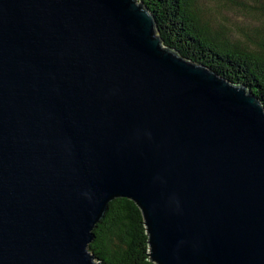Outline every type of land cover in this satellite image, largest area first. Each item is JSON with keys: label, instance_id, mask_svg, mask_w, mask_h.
Masks as SVG:
<instances>
[{"label": "water", "instance_id": "water-1", "mask_svg": "<svg viewBox=\"0 0 264 264\" xmlns=\"http://www.w3.org/2000/svg\"><path fill=\"white\" fill-rule=\"evenodd\" d=\"M154 264H264V107L164 46L142 0H0V264H103L109 202Z\"/></svg>", "mask_w": 264, "mask_h": 264}, {"label": "trees", "instance_id": "trees-1", "mask_svg": "<svg viewBox=\"0 0 264 264\" xmlns=\"http://www.w3.org/2000/svg\"><path fill=\"white\" fill-rule=\"evenodd\" d=\"M142 2L154 16L165 47L234 85L245 86L264 107V0H212L223 19L217 23L207 17L198 0ZM225 13L239 14L249 25L236 22L232 30L224 24L229 20ZM144 222L136 203L112 200L93 231L91 252L103 264H154Z\"/></svg>", "mask_w": 264, "mask_h": 264}, {"label": "rangeland", "instance_id": "rangeland-1", "mask_svg": "<svg viewBox=\"0 0 264 264\" xmlns=\"http://www.w3.org/2000/svg\"><path fill=\"white\" fill-rule=\"evenodd\" d=\"M199 7H201L203 10L208 11L205 14H207V17L210 18L214 23H217L218 21H223L220 15L216 13L214 8L212 7V0H198ZM215 4V3H214ZM213 9V10H212ZM225 15L228 17V21H224V24L229 26L231 29L234 28V24L236 22L243 23V25H249V20L247 18L241 17L239 14L236 13H225ZM233 30V29H232Z\"/></svg>", "mask_w": 264, "mask_h": 264}]
</instances>
